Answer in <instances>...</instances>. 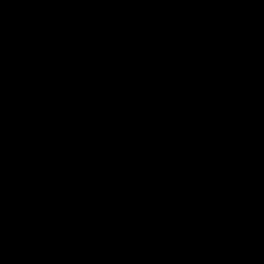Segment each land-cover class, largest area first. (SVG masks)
Masks as SVG:
<instances>
[{"label":"water","instance_id":"water-1","mask_svg":"<svg viewBox=\"0 0 264 264\" xmlns=\"http://www.w3.org/2000/svg\"><path fill=\"white\" fill-rule=\"evenodd\" d=\"M0 264H264V0H0Z\"/></svg>","mask_w":264,"mask_h":264}]
</instances>
